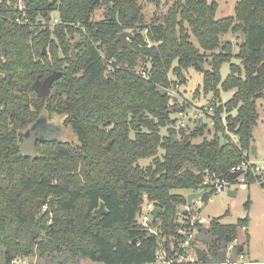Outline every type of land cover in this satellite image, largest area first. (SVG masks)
I'll use <instances>...</instances> for the list:
<instances>
[{
	"label": "trees",
	"instance_id": "obj_1",
	"mask_svg": "<svg viewBox=\"0 0 264 264\" xmlns=\"http://www.w3.org/2000/svg\"><path fill=\"white\" fill-rule=\"evenodd\" d=\"M149 1L167 9L150 22L144 0H0V248L5 263L38 254L44 264L56 253L92 264L153 263L163 238L178 236L187 196L175 190L207 191L208 174L227 178L243 163L244 151L251 157L260 118L257 101L264 97V0H239L235 15L221 19L215 1ZM101 8L103 17L95 19ZM24 13L28 20L16 22ZM55 13L60 22L53 25ZM125 30L134 34L131 51L116 41ZM227 32L244 34L237 54L233 43L221 38ZM101 49L122 66L106 73ZM235 56L241 64L233 62ZM141 62L147 76L134 71ZM224 62H231V74L222 80ZM191 66L204 73L201 89L212 93L210 105L216 109L214 136L199 143L193 138L206 126L178 129L172 115L187 107L171 102L163 89L172 74L185 83L184 71ZM56 71L62 74L51 95L39 98L33 84ZM234 89L222 103V92ZM226 112L227 128L237 141L225 131ZM42 113L65 116L79 142L41 141L37 158L24 156L20 133ZM143 158L152 161L141 165ZM248 178L264 188L260 174L248 169ZM214 192H205L203 201ZM145 200L162 209L150 222L157 233L138 221ZM101 203L105 213L96 212ZM248 222V216L229 224L214 217L200 233L209 234V252L217 254ZM236 247L238 254L246 248ZM199 261L210 263L208 254Z\"/></svg>",
	"mask_w": 264,
	"mask_h": 264
},
{
	"label": "rangeland",
	"instance_id": "obj_2",
	"mask_svg": "<svg viewBox=\"0 0 264 264\" xmlns=\"http://www.w3.org/2000/svg\"><path fill=\"white\" fill-rule=\"evenodd\" d=\"M215 1L218 5V10L216 14L217 19H221L226 16L235 15L236 12V3L239 0H209ZM145 7V19L150 22L151 18L156 14H161L167 9L161 5L157 7L156 4L152 3L149 0H144ZM105 8L97 10L95 13V19H101L104 15ZM56 14V13H55ZM57 16V14L55 15ZM221 38L223 41H231L233 43V53L237 54L241 43L245 40L244 34L227 32L224 33ZM129 38L128 40H131ZM194 41L198 44V40L193 38ZM233 62L241 64V61L238 57L233 58ZM142 63V62H141ZM140 63V64H141ZM209 65H205L207 68ZM231 62H224L220 68L222 75V80L231 74L230 70ZM184 73L186 74L187 81L181 84L176 75H171L173 81L168 87H163L164 90L168 91L171 97V102L178 101L180 105H186V109L179 112H175L172 115L173 118H176V127L179 129L183 127L186 131H192L196 126H206L204 134L198 137L193 138L197 143L202 142L204 138L209 139L214 136L215 125L212 123L211 116L213 115L208 110L210 107V97L212 93L206 94L204 90L201 89V85L204 81V73L196 69L195 66L187 68ZM200 88V89H199ZM236 89L223 91L221 96L222 103H225L229 100ZM219 103V102H218ZM217 103V104H218ZM258 111L260 114L259 124L255 127L253 132V146L257 148L256 154H250V158L255 165L262 166L260 171L261 181L264 180V97L259 98L257 101ZM233 114H236V110L233 111ZM47 121L52 124H58L63 129V133L60 136V139L63 141H68L70 143H78V136L76 132L70 126L64 124V117L60 114L50 115L46 113ZM227 112L223 114L226 117ZM183 122L184 126L181 124ZM227 126L225 127L226 133L235 139L236 136L230 131ZM167 128L162 129V133L166 134ZM162 153V150H161ZM152 161L150 158H143L140 163L141 165H147ZM237 188V186H233ZM194 192L187 189H177L175 192H180L186 196ZM200 191V190H198ZM201 199V197H199ZM198 198H195V202ZM249 201L248 206L246 203ZM183 206V205H182ZM181 206V207H182ZM197 206L202 208V214L208 220L214 217H220L222 223L229 224L235 223L238 219L249 217L248 229L245 231L242 228L239 229V234L233 243L237 245H245V259L239 257L238 248L230 249L229 247L221 248L217 254L209 252L208 243L210 242V236L206 233L205 230L199 234L197 239V245L202 247L207 253L209 262L211 264H230L240 261H254L258 264H264V188L258 181L249 182L247 188L241 189L238 187V192L236 195H230L229 190L224 192H214L211 198L208 201H201L197 203ZM49 209V208H48ZM47 209V210H48ZM144 210L145 206L143 207ZM46 211V210H44ZM206 227L209 226L208 223H205ZM206 229V228H204ZM3 249L0 248V254L4 258ZM5 259V258H4ZM42 258L38 254H34L27 258H18L16 261H13V264H43ZM4 264L5 260L3 261ZM44 264H92L88 259H81L79 261L73 260L70 256L65 253L53 254L51 257H48L44 260Z\"/></svg>",
	"mask_w": 264,
	"mask_h": 264
},
{
	"label": "built area",
	"instance_id": "obj_3",
	"mask_svg": "<svg viewBox=\"0 0 264 264\" xmlns=\"http://www.w3.org/2000/svg\"><path fill=\"white\" fill-rule=\"evenodd\" d=\"M19 9L23 10L24 9V4L20 2L19 4ZM26 14L24 13L21 18H17L16 22L21 23L25 22L28 20V18H24ZM51 23L55 25V23H59L60 19L58 16H53L50 19ZM101 56L107 63V72L110 71H115L116 68L121 67L122 65L115 59V58H107L105 56V52L103 49H101ZM125 66H128V64H125ZM134 71L138 74H143L144 76H147V70H145L142 66V63L140 66L136 67ZM210 113L213 115L211 116L212 118V123L214 125L216 124V109L214 106L210 105L209 109ZM222 122L224 123L225 126H227L226 123V117L222 115ZM181 124L184 126L183 122ZM229 131V130H228ZM248 153L247 151H244L243 156H244V161L242 164H240L237 167L232 168L231 171H242V175H240L236 179H229L228 176L227 178H218L215 177V175H207L205 179V185L207 187V191L211 190L213 188L216 193L218 192H224L229 189H235L238 190V187L241 189L247 188L249 186V178H248V169L254 173V175H257L260 173L262 166L260 167L259 165H255L254 162L250 157L247 156ZM233 186H237V188H234ZM202 191H205V189H202ZM203 193V195H204ZM201 199L198 198V200L195 202L194 199V205L191 206L188 204H184L182 207H180L181 210V222H180V227L178 229V236H173L168 240H165L163 238V244L162 248L158 252V255L156 257V261L150 264H179V263H195L197 264H211V263H203L200 262V258L197 255L196 252V240L197 236L200 233L201 230V225L206 226L205 223H209L210 219L208 220L205 216L202 214V208L197 206L198 202L203 201L202 197ZM145 206V209L143 207ZM155 204L153 202H150L148 200H145L144 203L140 206V213L138 215V221L142 226L147 227L151 232L157 233V229L155 227L150 226V222L154 219V208ZM48 205H44L43 210H47ZM243 230L248 229V225H245ZM236 246V243H230L229 248L232 250ZM239 257L241 259H245V254L241 253L239 254ZM17 260V259H16ZM15 260V261H16ZM199 261V262H198ZM230 264H258L254 261H240V262H235V263H230Z\"/></svg>",
	"mask_w": 264,
	"mask_h": 264
},
{
	"label": "water",
	"instance_id": "obj_4",
	"mask_svg": "<svg viewBox=\"0 0 264 264\" xmlns=\"http://www.w3.org/2000/svg\"><path fill=\"white\" fill-rule=\"evenodd\" d=\"M134 34L133 32L129 30L122 31L117 38L116 41L121 42L124 48H127L128 51L132 50L129 38H133ZM43 53H47V47H44ZM75 48H73V56L75 57ZM62 72L56 71L50 75H48L45 79H38L33 84V87L36 91V94H38V97H48L51 94V89L61 76ZM47 115L46 113H42L40 117L32 123L26 130L20 133L19 140L20 145L23 151L24 156L31 157V158H37L38 157V150H37V143L41 141H58L61 140L60 136L63 133L62 127L58 124H52L47 121ZM143 114L141 113L140 119L142 120ZM190 135L187 134L185 137V140H189ZM112 140L108 142V147L112 144ZM257 150L256 147L253 146L251 149V154H256ZM242 171H230L228 174L229 179H236L240 175H242ZM204 191H194L187 195V202L189 205H194V199L199 198L203 195ZM230 195H236L237 190L229 189ZM162 209L159 207H155L153 214L154 218H158ZM97 213H105V206L104 203H101L100 207L96 209ZM135 241V240H134ZM243 249V246H241V250ZM196 252L199 258L205 259L207 256V252L200 246H196Z\"/></svg>",
	"mask_w": 264,
	"mask_h": 264
},
{
	"label": "crops",
	"instance_id": "obj_5",
	"mask_svg": "<svg viewBox=\"0 0 264 264\" xmlns=\"http://www.w3.org/2000/svg\"><path fill=\"white\" fill-rule=\"evenodd\" d=\"M256 150H257V148H256ZM232 190H235V189H232ZM237 192H238V190H237ZM188 193H190V191H188ZM3 254V253H2ZM4 255V254H3ZM5 259L1 256V254H0V264H4L3 263V261H4Z\"/></svg>",
	"mask_w": 264,
	"mask_h": 264
}]
</instances>
